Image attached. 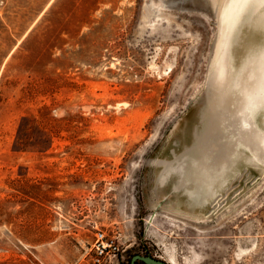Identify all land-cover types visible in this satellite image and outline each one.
I'll return each mask as SVG.
<instances>
[{
    "label": "rangeland",
    "instance_id": "obj_1",
    "mask_svg": "<svg viewBox=\"0 0 264 264\" xmlns=\"http://www.w3.org/2000/svg\"><path fill=\"white\" fill-rule=\"evenodd\" d=\"M230 2L0 0V264L98 230L101 264H264V0Z\"/></svg>",
    "mask_w": 264,
    "mask_h": 264
},
{
    "label": "bare ground",
    "instance_id": "obj_2",
    "mask_svg": "<svg viewBox=\"0 0 264 264\" xmlns=\"http://www.w3.org/2000/svg\"><path fill=\"white\" fill-rule=\"evenodd\" d=\"M247 0H231L229 5L225 8L222 13V21L226 23V27L229 29L234 24L238 14L242 10ZM256 79L254 80L253 87L251 85H245L244 89L246 92V104L253 102L258 97L264 96V49L259 52L256 57ZM222 101L226 100V96L221 98ZM263 146H264V139Z\"/></svg>",
    "mask_w": 264,
    "mask_h": 264
},
{
    "label": "built area",
    "instance_id": "obj_3",
    "mask_svg": "<svg viewBox=\"0 0 264 264\" xmlns=\"http://www.w3.org/2000/svg\"><path fill=\"white\" fill-rule=\"evenodd\" d=\"M119 247L116 245L112 236H108L103 231L98 230L95 233L94 261L101 264L105 260L116 258Z\"/></svg>",
    "mask_w": 264,
    "mask_h": 264
},
{
    "label": "water",
    "instance_id": "obj_4",
    "mask_svg": "<svg viewBox=\"0 0 264 264\" xmlns=\"http://www.w3.org/2000/svg\"><path fill=\"white\" fill-rule=\"evenodd\" d=\"M136 261H140L144 264H168L167 262L157 259L153 256L150 255L142 256L139 254L133 255L130 259L129 264H134Z\"/></svg>",
    "mask_w": 264,
    "mask_h": 264
},
{
    "label": "trees",
    "instance_id": "obj_5",
    "mask_svg": "<svg viewBox=\"0 0 264 264\" xmlns=\"http://www.w3.org/2000/svg\"><path fill=\"white\" fill-rule=\"evenodd\" d=\"M136 262H137V261H136ZM136 262H135V263H136ZM138 262H140V261H138ZM135 263H134V264H135Z\"/></svg>",
    "mask_w": 264,
    "mask_h": 264
}]
</instances>
